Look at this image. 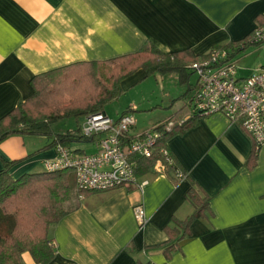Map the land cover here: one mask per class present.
I'll list each match as a JSON object with an SVG mask.
<instances>
[{"label":"crops","instance_id":"0c3cea01","mask_svg":"<svg viewBox=\"0 0 264 264\" xmlns=\"http://www.w3.org/2000/svg\"><path fill=\"white\" fill-rule=\"evenodd\" d=\"M262 24L264 0H0V118L31 96V79L39 74L134 53L146 42L165 54L202 56ZM232 60L243 78L264 65V45H247ZM179 85L186 89L169 110L147 117L141 130L135 124L136 133L191 115L193 86ZM186 123L165 143L183 178L174 181L152 168L139 174L141 186L90 191L50 226L54 254L44 264H264V144L255 149L241 126L221 113ZM26 137L0 142V169L4 160H16L9 170L14 178L42 171L43 162L57 156L54 146L44 147L48 138L37 136L34 147ZM191 187L208 208L183 233L182 222L194 211ZM137 207L145 212L142 225ZM22 262L38 264L28 252Z\"/></svg>","mask_w":264,"mask_h":264},{"label":"trees","instance_id":"16d2710c","mask_svg":"<svg viewBox=\"0 0 264 264\" xmlns=\"http://www.w3.org/2000/svg\"><path fill=\"white\" fill-rule=\"evenodd\" d=\"M250 34L232 44L216 47L226 49L229 58L232 59L233 55L241 52L247 45H260L249 41ZM207 54L193 56L188 51L165 54L153 43L146 42L134 53L102 61L76 62L39 74L31 79L34 89L31 96L20 101L9 113L0 118V142L12 135L43 136L49 140L44 147L61 145L73 155L84 154L80 148L73 149L75 143L90 142V139L82 134L81 125L75 131L57 134L52 131V123L68 116H87L98 112L105 114V105L120 95L121 82L140 69L144 70L146 75L156 72L162 75L177 73L179 83L189 84L187 90H192L193 86L194 91L197 84L189 83L190 74L194 73L189 66ZM79 70L82 74L88 75L92 82L95 81L94 85L92 84L95 88L92 100L86 104H76L74 101L58 105L47 114L32 113L28 110L27 106L31 102L38 104L45 101L47 104L44 96L48 94L47 90L51 91L62 85L66 79H72L71 75ZM70 73L72 74L69 75ZM107 73L108 80L104 78ZM190 98L191 95L189 100ZM188 103L190 106V101ZM189 108L191 115L181 125L175 124L171 130H167V123L175 119L171 117L151 128L159 133V137L153 153L148 157L138 158V174L149 171L157 161H160L164 165V175L174 181L183 178L176 176V173L184 172L176 164L165 143L177 129L185 128L190 118L202 115L191 106ZM132 109L129 108V111ZM254 159L252 157L250 164L255 162ZM15 162L16 160H4L0 169V264H23L24 252H28L35 263L44 264L54 254L49 238L50 226L77 207L78 201L70 207L64 206L73 198V191L75 199L79 200L91 190L80 189L77 186L75 176L72 174L74 172L70 167L52 171L43 167L42 171L25 173L14 178L9 170ZM187 198L194 211L182 222L183 233L187 231L189 223L202 216L204 210L208 208L207 198L201 196L194 187L189 189Z\"/></svg>","mask_w":264,"mask_h":264},{"label":"built area","instance_id":"2783aa9c","mask_svg":"<svg viewBox=\"0 0 264 264\" xmlns=\"http://www.w3.org/2000/svg\"><path fill=\"white\" fill-rule=\"evenodd\" d=\"M249 41L264 45V24L254 28ZM189 67L197 75V86L189 100L191 108L202 115L221 113L241 126L255 149L264 144V65L254 68L243 78L237 77V66L227 50L214 47L206 57L192 62ZM186 120L172 119L166 129L171 130L175 124L181 125ZM135 124L130 113H123L116 119L101 112L89 114L85 116L81 131L94 143L95 151L73 155L57 145V156L46 159L43 167L49 171L70 167L77 186L84 190L141 186L146 182H139L138 158L153 153L159 133L151 128L136 133ZM152 168L164 171L160 161ZM176 176L180 178L183 174L178 172ZM135 218L139 225L145 222L143 208L135 209Z\"/></svg>","mask_w":264,"mask_h":264},{"label":"rangeland","instance_id":"374dc122","mask_svg":"<svg viewBox=\"0 0 264 264\" xmlns=\"http://www.w3.org/2000/svg\"><path fill=\"white\" fill-rule=\"evenodd\" d=\"M87 72L86 74H88ZM107 77L108 73L105 74L104 78L106 79ZM196 77L197 75L195 73L190 74V82H194ZM70 78L74 80L66 79L62 85L52 90L49 89L51 91L47 90L48 94L44 95L47 104H45V101L38 104L31 102L27 106L28 110L32 113L41 112L47 114L58 105L70 104L74 101L76 104H86L92 100L95 92L93 86L95 81L92 82L91 78L88 75L82 74L80 70L79 72L76 71V73H73ZM120 87V95L113 101L107 103L104 110L106 115L111 119H115L119 113L128 111L135 119L136 130L145 128L144 124L147 122V117L149 118L160 112L168 111L170 104L174 102L173 99L186 89L185 86L179 85L175 73L162 75L156 72L146 75L144 70L136 71L125 78L121 82ZM129 108H133L134 110L129 111ZM84 121L85 116L82 115L79 117H63L52 123V131L57 134L75 131ZM26 139L34 140V147H37L38 142H41V138L37 136H27ZM77 144L83 147V152L93 153V143L80 142ZM37 152H33L32 155H35ZM72 174L74 177V173ZM72 197L71 200L65 203V207H70L77 201L74 191Z\"/></svg>","mask_w":264,"mask_h":264}]
</instances>
